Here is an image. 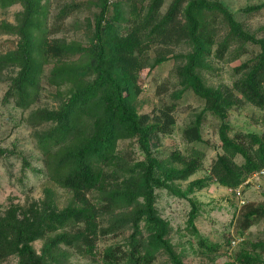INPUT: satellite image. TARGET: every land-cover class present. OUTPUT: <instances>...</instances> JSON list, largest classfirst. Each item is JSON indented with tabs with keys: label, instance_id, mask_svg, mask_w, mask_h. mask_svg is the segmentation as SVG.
<instances>
[{
	"label": "trees",
	"instance_id": "obj_1",
	"mask_svg": "<svg viewBox=\"0 0 264 264\" xmlns=\"http://www.w3.org/2000/svg\"><path fill=\"white\" fill-rule=\"evenodd\" d=\"M97 1L90 41L82 46L55 36L78 4H62L50 22L49 0H0L3 8L22 6L17 23H0L1 33L18 36L15 47L0 54V73L7 66L16 69L4 99L13 98L27 109L38 99L44 64H52L48 84L74 87L56 107L35 108L25 117L48 179L69 194L68 201L60 207L55 191L46 187L40 199L0 205V262L15 257L16 264H62L71 250L95 258L102 236L129 230L122 243L103 249L100 264H152L158 250L169 264H186L169 239V221L156 206L157 190L188 200L189 233L199 247L214 251L218 245L196 226L201 204L191 194L209 183L235 188L264 168V133L232 131L227 120L240 100L264 108V37L221 0H170L164 12L165 0ZM240 11L245 18L263 13L264 2ZM183 43L188 50L174 52ZM248 44L257 51L233 67L231 86L206 82L203 69L211 67L207 59L222 60L230 49L245 54ZM153 49L156 55L150 58ZM169 58L176 62L173 72L180 86L174 97L192 91L203 107L182 129L190 148L160 156L154 144L173 133L176 102L141 111L134 97L140 92V70L151 71ZM207 113L219 121L217 152L205 176L188 180L202 167L204 151L194 144L207 142L202 135ZM120 139L134 140L138 160L126 157L118 147ZM7 152L0 148L1 155ZM21 157L22 168L41 171ZM182 181H187L184 188L177 184ZM263 217L264 203L244 205L239 232ZM254 247L263 250L264 244ZM227 264H264V257L242 248Z\"/></svg>",
	"mask_w": 264,
	"mask_h": 264
},
{
	"label": "rangeland",
	"instance_id": "obj_2",
	"mask_svg": "<svg viewBox=\"0 0 264 264\" xmlns=\"http://www.w3.org/2000/svg\"><path fill=\"white\" fill-rule=\"evenodd\" d=\"M170 0H165L161 11L164 12ZM223 5L234 13L238 20L244 21L258 36L264 37V12L252 17H246L241 9L246 5L257 4L264 0H221ZM78 4L69 17L65 20L62 32L55 36H62L73 44L87 45L92 34L94 16L98 11L97 0H49V21L62 4ZM22 10L20 3L0 7V23L3 21L17 23L16 13ZM18 40L17 35L0 32V54L12 50ZM248 52L242 54L235 49H230L222 60L207 59L211 67L203 69V76L209 85L214 87L231 86L234 80L233 67L252 56L257 47L247 45ZM174 52L187 51L188 45L181 44L174 47ZM150 58L156 55V50L148 52ZM175 60L169 58L154 69L143 68L139 73L138 84L140 92L134 97V102L141 111H150L156 103L176 102L175 117L176 126L173 133L161 135L159 141L154 144L155 151L160 156H166L170 151L178 150L182 153L190 148L182 136V129L203 107V101L192 91H185L180 97H174V93L180 88L173 72ZM50 64L43 65L40 77L38 99L27 109H22L15 104L13 98L4 99V94L9 86V76L15 73V68L7 66L0 73V148H6L7 154H0V205H6L10 201L26 204L33 199L43 197L46 187L52 188L56 193L59 206H64L68 201L69 194L57 187L50 181L45 173L43 154L36 144L33 136V128L28 126L25 117L30 110L47 107H56L59 100L74 88L72 84L65 83L60 86L47 83V75L51 68ZM227 120L232 131H253L264 133V108L254 106L246 101H239L237 107H233L227 114ZM218 119L207 113L203 126L202 135L207 142L194 144L195 147L204 151L202 167L197 170L188 180L203 177L208 173V168L215 158L219 144ZM120 150L126 152V157L132 161L140 158L136 143L132 139H120ZM26 157L30 164L41 170L32 171L30 168H22V157ZM241 158L238 157L237 161ZM264 169V168H263ZM187 180V181H188ZM187 181L177 182L184 188ZM200 202V211L196 218V226L200 233L211 244H217L218 249L209 251L199 247L196 239L187 229V215L190 204L187 199L176 197L164 189L157 190L156 206L160 214L170 223L169 239L179 252L186 264H227L234 254L242 248L256 250L264 257V249L254 245L264 244V217L246 230L239 232L238 216L241 208L246 205H261L264 203V172L252 179L242 189L241 197H236L228 188L216 183H209L206 187L196 190L191 194ZM129 230L117 234L102 236L97 243V255L95 258L83 257L71 250L66 261L62 264H100L97 260L103 249L110 244L122 243ZM237 240L232 246L231 240ZM39 249L41 241L34 243ZM0 264H16V258L10 257ZM152 264H169L167 256L157 251L156 259Z\"/></svg>",
	"mask_w": 264,
	"mask_h": 264
},
{
	"label": "built area",
	"instance_id": "obj_3",
	"mask_svg": "<svg viewBox=\"0 0 264 264\" xmlns=\"http://www.w3.org/2000/svg\"><path fill=\"white\" fill-rule=\"evenodd\" d=\"M112 0H109V2H111ZM264 172V169H260L252 174H250L240 185H238L235 188H228L229 191L233 192L234 195L236 197H241L242 195V189L244 186H246L252 179H254L255 177H257L258 175L262 174ZM231 245L234 246L237 243V240L232 239L231 240Z\"/></svg>",
	"mask_w": 264,
	"mask_h": 264
}]
</instances>
